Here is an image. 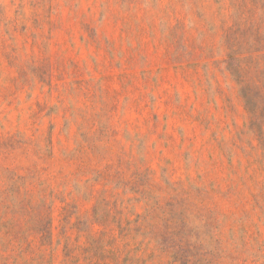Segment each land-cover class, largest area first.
<instances>
[{"label": "rangeland", "instance_id": "rangeland-1", "mask_svg": "<svg viewBox=\"0 0 264 264\" xmlns=\"http://www.w3.org/2000/svg\"><path fill=\"white\" fill-rule=\"evenodd\" d=\"M0 264H264V0H0Z\"/></svg>", "mask_w": 264, "mask_h": 264}]
</instances>
